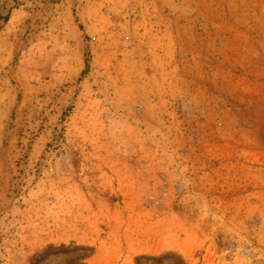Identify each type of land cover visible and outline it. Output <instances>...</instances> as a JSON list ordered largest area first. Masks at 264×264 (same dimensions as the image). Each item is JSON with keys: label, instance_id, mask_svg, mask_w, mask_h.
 <instances>
[{"label": "rangeland", "instance_id": "rangeland-1", "mask_svg": "<svg viewBox=\"0 0 264 264\" xmlns=\"http://www.w3.org/2000/svg\"><path fill=\"white\" fill-rule=\"evenodd\" d=\"M0 264H264V0H0Z\"/></svg>", "mask_w": 264, "mask_h": 264}]
</instances>
